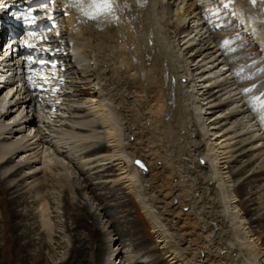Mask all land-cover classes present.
Here are the masks:
<instances>
[{"label":"bare ground","instance_id":"obj_1","mask_svg":"<svg viewBox=\"0 0 264 264\" xmlns=\"http://www.w3.org/2000/svg\"><path fill=\"white\" fill-rule=\"evenodd\" d=\"M2 2L0 0V4ZM51 6L61 28L60 32L31 35L30 42L41 50L47 49L44 52L46 55L54 50L58 65L54 73L63 80L58 83L55 80L54 84L62 83L66 86H60L56 91L50 87L44 92L36 93L30 89L27 80V77L29 80L38 79V73L31 68L33 64L28 67L33 75L27 77L24 74L27 70L25 61L17 60L8 65L10 67L14 63L13 69L24 74L25 84L13 100L9 94L6 95V88L0 94L2 176L5 175L7 181L22 175L24 177L25 170L31 168L29 164H20L14 168L13 164L21 155L19 145L24 139L31 138L34 133L32 139L35 142L38 140L39 134L31 125L32 115L34 118L33 113H37L34 106L41 111L39 116L35 115L47 126L51 122L59 127L65 121L62 115L67 112H70L67 117L70 120H76L78 114H85L94 121L82 126L69 120V123L81 127L74 130L87 133L89 131L85 127L92 125L93 128L97 124V129L104 131L108 145H99L81 154L83 156L80 159L87 162L76 163L79 173L75 180V193L80 195L88 192L94 202L102 201L106 196L117 194L121 190L123 194L126 192L131 195L145 214L161 255L168 260V264H198L199 259L192 256L197 248L207 253L211 264H263L260 259L264 251L258 246L259 239L252 234L254 231L249 230L257 220L250 218L246 223L245 218L249 213L241 212L235 205L238 195L245 191L242 185L237 191L229 188L231 179L246 175L253 167L255 161L248 162L242 169L235 171L238 164L241 165L245 154L262 140L264 124L257 113L251 111L250 102L255 97H250L248 93L241 95L245 87L251 89L248 83L242 87L243 82L238 81L239 77L248 72L241 68L244 62H237L233 66L231 44L224 49L218 47V44L229 35L228 39L234 45L232 35L236 32H231V25L228 24L230 21L234 28L242 27L239 34L253 35V44L264 51V3L253 7L246 0H234L229 9L224 10L219 8V0H148L142 8L133 6L130 12H125L118 25L100 27L81 24L79 21L82 18L79 14L70 9L65 11L60 0L50 2L45 8ZM217 9L219 13L214 14ZM217 29L220 33L216 32ZM227 65H230L229 68H223ZM1 68L0 65V80L4 76ZM222 68L225 69L224 73ZM222 77L223 81L210 87L214 79L220 80ZM85 81L87 91L83 95L86 97L78 98L76 84ZM215 89L217 91H213ZM221 92H224L223 96L228 95L223 102L218 100L217 94ZM71 97L77 99L72 100ZM62 102H67L66 105L61 104L67 112L57 114L56 106ZM69 104L75 105L71 107ZM260 111L264 114V110ZM53 114L57 115L55 120L60 121L52 120ZM72 115L75 118H70ZM253 122L259 127L257 130L262 131L261 137H248L244 145L233 151L234 155L237 154L234 160H230L233 159V153H220L217 146L209 145L211 136L222 134L220 138L223 139L230 134L236 135L239 130L244 132L252 128ZM25 131L27 135L24 134ZM56 132V135L64 137L70 135L65 130ZM55 151V155L63 159L75 155L74 152L63 156L57 148ZM262 151L264 142L259 149V152ZM40 155L42 157H39V163L44 173L56 167V160L48 152ZM136 160L142 161L146 170L138 168L135 165ZM234 163L236 165L233 166ZM152 165L155 167L153 170ZM113 168L118 173L117 180L101 178L103 173ZM64 175L59 178V184L62 188L70 189V179ZM250 177L258 182L252 188L257 190L260 183H264V165L258 173L247 178ZM22 182L0 189V194L15 193L18 187L24 186L25 182ZM113 184H120L122 188L114 191ZM169 184L173 185V195L176 197L174 200L183 205L178 217L175 214H164L167 205L161 190L164 191ZM99 186L100 189H96ZM35 189L39 196L37 203L34 202L38 207L36 219L39 223L35 222L40 224L38 227L43 230L41 232L48 237L51 223L47 215V200L43 196L42 185ZM101 189L103 193L99 192H102ZM247 194L249 192L245 195ZM1 202L4 203L1 207L6 210L5 214L10 220L8 227L12 232L15 226L13 222L17 219L12 208L17 201L9 199ZM255 204L257 202L252 205ZM100 206L96 204L95 210L102 211L103 215H110L115 210V206L106 204L99 209ZM183 207L187 212H184ZM71 208L74 210L73 223L85 229L88 206L79 210L72 205L66 209L68 211ZM175 211L174 209L173 213ZM173 220L176 225H173ZM184 220L187 223L184 224ZM125 222L122 224H126L129 229L120 232L113 229L118 235V241L130 232L139 231L134 220ZM183 227V236L175 234V230H182ZM87 229H90L89 232L92 230L91 227ZM23 238L21 235L19 242ZM15 242L16 240L8 245L7 263L4 260L0 264H25L26 256L24 259L23 255L27 246ZM97 242L99 245L95 249L96 262L100 264L103 254L102 240L98 233L90 234L88 244L92 246ZM86 248L87 244L73 248L70 264H82L84 260L79 258Z\"/></svg>","mask_w":264,"mask_h":264},{"label":"rangeland","instance_id":"obj_2","mask_svg":"<svg viewBox=\"0 0 264 264\" xmlns=\"http://www.w3.org/2000/svg\"><path fill=\"white\" fill-rule=\"evenodd\" d=\"M228 24L231 25V32H236L235 35H232L234 36V45L233 43H231V46L233 48L230 54L234 55V61H232L231 64L235 66L237 65V62L242 61L244 62V64L241 65L242 67L239 65V68L241 67L242 69H247L246 71H248L246 75L239 77V83L243 82L242 87H245V83H248L250 85L251 91L248 93L250 97H256L261 94H264V86H262L264 85L263 49L253 44L255 42L253 35L248 34V36H244L238 33L242 29L241 26L234 28L233 25L230 24V22ZM217 33L220 32L217 31ZM229 37V35L225 36V38L227 39ZM248 40L250 42H248ZM87 61L88 60L86 58L85 62L87 63ZM229 66L230 65H227L223 68L226 69V67L229 68ZM223 68L222 72L224 73L225 71L223 70L225 69ZM243 72L244 71H241V73ZM217 80L218 79H214L212 82L213 84L210 83V87L212 85V87H215L217 83L223 81V77L220 80ZM72 82L75 81L72 80ZM86 83L87 81H85L84 83L77 82L76 92L80 96H78V98L84 99V97H86V95H83V93L87 91L85 86ZM258 87H261V92H258L260 91ZM213 91H217V89ZM223 93L221 92L217 94L220 97L219 98L217 96L218 100H221L222 102L228 98V95L223 96ZM74 98L77 99L76 97ZM74 98L71 97L70 99L74 100ZM61 104L66 105L67 102H62L60 103V105L56 106L57 108L55 110L58 109L57 114H60V112H67L65 106H62ZM70 105L72 107L75 104H69V106ZM36 108L37 111H34L37 113H33L34 118L32 113H30L29 117H31L32 115L31 125L33 130H35L39 134V137L37 138L38 140L35 142V139H32L34 133L32 134L31 138L29 137L28 139H24L19 145L21 155L15 159V163L13 164L14 168L20 164H29L31 168L25 170L26 175H24V177H22V175L18 178L8 181L5 179V175L2 176L3 170L0 169V189H7L8 187H12L13 185H18L19 181L25 182H22V184L24 183V186L21 185L20 187H18L19 189L17 188L15 193L12 191L13 193L11 192L12 194L10 195L0 194V262L5 260V263H7L8 245L9 243H12V241L14 242V240H16L15 243L27 246L26 253H24L23 255L24 259L26 256L25 264H70L73 248L75 249L76 247H80L83 244H87L88 248L83 251L82 257H80L79 260H84L82 264H97L95 249L97 245H99V242L95 243L92 246L88 244L90 243V234L96 232L100 235V239L102 240L103 244V254L100 258V264H168V260H166L165 257L161 255V251L158 248L156 239L151 233V229L147 223L145 214H143L142 210L139 209L137 201L132 198L131 195L127 194L126 192H124L123 194V190H121L117 192L118 195L112 193V195L110 194L106 196L102 201L94 202L92 201L91 194L88 192L80 195L75 193V180L77 179L79 173V168L76 166V163L84 164L87 162V160L80 159L83 156L81 154L96 146L108 145V143L106 136L103 134L104 131L97 129V124H94L95 127L93 128L91 127L92 125H90V127L88 128L82 127L86 131H89L87 133H78L79 131L74 129H81L80 125H74L69 122H76L83 126L92 123V121H94L93 118H88L85 114H78V116H76V120H70L67 119V117H69L70 115V112H67V114L62 115L65 121L61 122L59 124V127H57L56 123L52 124L51 122L49 123L51 125L47 126L45 123H43V121H41V118L38 117L41 111L37 106ZM232 108L235 109V107L233 106ZM35 114H37L38 116ZM42 114L43 113H41V115ZM56 116L57 115L55 114L51 115V119L54 121H60V119L55 120ZM70 118H75V116L72 115ZM254 124V122L253 124H251L253 125V127L249 128V130H244V132H240L239 130L236 135L230 134L229 136L223 139L220 138L222 134H219L217 136H211V141L209 145L217 146V148L220 149V153L224 151L225 153H233L232 155H234V152L238 150L241 145L245 144L244 141L248 139V137L255 135L256 138H260L262 136V140L255 145L254 149H251L247 154H245V157L247 158L244 157L242 159L241 165L238 164V166L235 168V171L242 169L248 162L255 161L253 167L246 175L236 178L237 180H229L231 181V188H229V190L237 191L238 187H241L242 185V189L245 192L238 195L237 202L235 203V205L237 206V209L241 210V212L247 211L249 213V215H247V217L245 218L246 223L249 222L250 218L252 220H257V223L251 225L249 230L254 231L252 232V234H255V237H258L259 243L257 244L259 247H261V250L264 251V183H260L257 190H252L253 187L258 185V182H256V180H254L252 177H250L252 180L250 178H247L255 173H258L261 170V167L264 165V151H262V153L259 152V149L261 148L262 143L264 142V134L261 135L262 131H258L259 127ZM219 127L220 126H218V128ZM61 130L68 131L70 135H67L65 137L61 135H56V131L59 132ZM24 134L27 135L28 133L25 131ZM72 134L74 135V138ZM209 135H211V133H209ZM48 144H50L52 148ZM56 148L63 156H66L67 153L73 154L74 152L75 155H70L68 159L57 157L55 155ZM46 152L51 155L52 159L56 160L54 161L56 163V167L53 168L54 170L51 169V171L44 173L42 171V166L39 161L42 157V155L40 154ZM146 155L149 156L148 154ZM55 157L57 158L55 159ZM236 157L237 154L234 155L233 159L230 160H234ZM157 164L158 163L156 160L155 165ZM232 165L234 166L236 164L234 163ZM154 168L155 167L152 165V170ZM64 174L70 179V189L62 188L59 184V178H61ZM117 176L118 173L113 168L108 169L107 172L103 173L101 178L112 181L113 179L117 180ZM39 185H42L44 189L43 196H45L47 200V215L51 223V231L48 237L43 234L44 232H41L43 230L38 227L40 224H38L39 221H37L38 219H36L38 207L37 204L35 205V203H37V199L39 198V196L36 193L37 189L35 188H37ZM112 186L114 188V191L122 188L120 184H113ZM100 187L101 186L96 187V189H100ZM172 187L173 185L169 184L168 186H166V189L164 191L161 190L162 197H164V201L167 205V207L164 209V214H169L168 216H170V214H175V216L178 217V215L182 212L181 208L183 205H179V203H176V200H174L176 197L173 195ZM99 192L103 193L104 191L102 190V192ZM246 192H249V194L245 195ZM34 193L37 194V197ZM251 194L254 196H251ZM9 199H16L17 201L15 203L16 205H14L12 208L13 212L17 216V219H15V221L13 222L15 226L12 228V232L9 230L8 227V222L10 220L7 217V214H5L6 210H3L1 207L4 204L1 201H8ZM253 201L254 203L257 202V204L252 205L254 204ZM96 204L101 205L99 209H101L103 205L107 204L112 207L115 206V210L111 211L110 215H103L102 211L95 210ZM72 205L74 206V209L76 208L79 210L88 206V208H86L87 212L85 213L86 210L84 211L85 215L87 216L85 229L77 227V225L73 223L72 218L74 210L71 208L67 211L66 209ZM119 205H121V207ZM174 209L176 210L175 213H173ZM184 209L185 207H183V210ZM184 212H187V210H184ZM185 216H180V218H183ZM133 220L134 222H136L139 231L137 233L130 232L129 235L124 236L120 241H118V235H116V232L113 231V229H118V232L125 231L129 228L126 226V224L123 225V221L130 222ZM35 221H37L38 223ZM175 222L176 221L173 220V225H176ZM183 223H187V220H184ZM189 226H191V224H189ZM88 227H91L92 229L90 232V229H87ZM184 229L185 227H183L182 230L179 231L175 230V234L180 237L183 236L182 231H184ZM21 235H23L24 238L22 239V241L19 242V237ZM140 238H142L143 240ZM184 238L186 239L187 237ZM141 240L144 242H141ZM206 254V252H202L199 248H197L196 252L192 253V256L194 258L199 259L198 264H211V261L209 260L210 257L208 259ZM261 256L262 258L260 259V263L264 264V254H262ZM71 264L76 263L73 262Z\"/></svg>","mask_w":264,"mask_h":264},{"label":"snow or ice","instance_id":"obj_3","mask_svg":"<svg viewBox=\"0 0 264 264\" xmlns=\"http://www.w3.org/2000/svg\"><path fill=\"white\" fill-rule=\"evenodd\" d=\"M29 4L32 5L33 0H28ZM53 2V0H38L35 7H44L47 3ZM148 0H62L64 7L68 9L75 10L79 16L82 18L79 22L85 26L91 24L92 26L100 27L109 25H118L121 22V18L125 12H130L133 6L143 7ZM198 2H203V0H198ZM220 5L224 10L229 9V7L234 3V0H219ZM247 3L256 7L258 3H264V0H246ZM219 9L216 10L214 14H218ZM23 16V13H21ZM29 19L31 23L28 24L29 28H32L36 24V17L32 15V9H29ZM51 19V17H49ZM206 19H209L206 17ZM213 27H218V25H213ZM232 43L231 39H226L222 43L218 44V47L224 49ZM29 49H33V45H25ZM40 51L42 54L47 52V49H35ZM52 55H56L52 53ZM29 63H33L32 56L28 57ZM40 63L43 65L44 61L41 58ZM51 67L55 69L57 65L52 63ZM35 83V82H33ZM251 89H242V95L249 93ZM251 111L257 113L261 123L264 124V114L260 110H264V94L254 98L253 102H250ZM139 167L145 168L144 164L140 160L135 162Z\"/></svg>","mask_w":264,"mask_h":264},{"label":"water","instance_id":"obj_4","mask_svg":"<svg viewBox=\"0 0 264 264\" xmlns=\"http://www.w3.org/2000/svg\"><path fill=\"white\" fill-rule=\"evenodd\" d=\"M136 164V163H135ZM141 168V167H140ZM141 169H143V170H145L146 168H141Z\"/></svg>","mask_w":264,"mask_h":264}]
</instances>
